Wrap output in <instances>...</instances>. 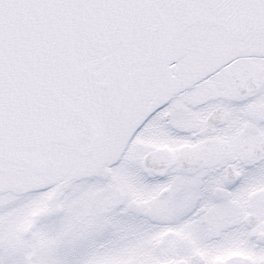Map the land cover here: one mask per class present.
I'll return each mask as SVG.
<instances>
[{"label":"snow or ice","instance_id":"obj_1","mask_svg":"<svg viewBox=\"0 0 264 264\" xmlns=\"http://www.w3.org/2000/svg\"><path fill=\"white\" fill-rule=\"evenodd\" d=\"M0 264H264V0H0Z\"/></svg>","mask_w":264,"mask_h":264}]
</instances>
